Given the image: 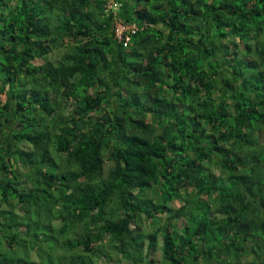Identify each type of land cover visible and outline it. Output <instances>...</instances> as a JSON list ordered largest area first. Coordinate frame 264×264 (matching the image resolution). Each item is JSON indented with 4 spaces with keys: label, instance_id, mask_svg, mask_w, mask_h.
Instances as JSON below:
<instances>
[{
    "label": "trees",
    "instance_id": "obj_1",
    "mask_svg": "<svg viewBox=\"0 0 264 264\" xmlns=\"http://www.w3.org/2000/svg\"><path fill=\"white\" fill-rule=\"evenodd\" d=\"M1 94L0 264H264V0H0Z\"/></svg>",
    "mask_w": 264,
    "mask_h": 264
},
{
    "label": "built area",
    "instance_id": "obj_2",
    "mask_svg": "<svg viewBox=\"0 0 264 264\" xmlns=\"http://www.w3.org/2000/svg\"><path fill=\"white\" fill-rule=\"evenodd\" d=\"M118 3H108V8L117 9ZM137 29L135 23H124L120 21H116L114 26L115 37L118 41H121L124 46L129 42V32L133 33Z\"/></svg>",
    "mask_w": 264,
    "mask_h": 264
},
{
    "label": "rangeland",
    "instance_id": "obj_3",
    "mask_svg": "<svg viewBox=\"0 0 264 264\" xmlns=\"http://www.w3.org/2000/svg\"><path fill=\"white\" fill-rule=\"evenodd\" d=\"M0 97L2 98V100H5V94H1L0 95ZM109 165H110V163H107L106 165H105V167H109ZM211 170L216 174V175H221V172L219 171V169L218 168H216V167H212L211 168ZM203 200V199H202ZM172 204L175 206V207H178V206H180L181 205V202H180V200H178V199H175L174 201H172ZM189 208H192V207H190V205H187L186 206V208H185V210H189ZM194 208V210L193 211H197L198 209H196V207H193ZM199 212V210L197 211V212H193V215H196L197 213ZM156 256H157V264H162V262H161V260H160V257H159V254L157 253L156 254ZM45 256L43 255L42 256V259H41V261H45ZM123 262H124V260H122ZM45 263V262H44ZM124 264H127V263H125L124 262Z\"/></svg>",
    "mask_w": 264,
    "mask_h": 264
}]
</instances>
